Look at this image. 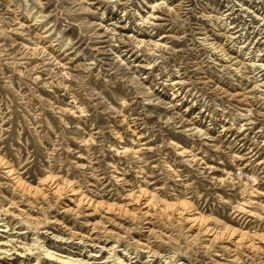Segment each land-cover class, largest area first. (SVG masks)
<instances>
[{"label": "rangeland", "instance_id": "obj_1", "mask_svg": "<svg viewBox=\"0 0 264 264\" xmlns=\"http://www.w3.org/2000/svg\"><path fill=\"white\" fill-rule=\"evenodd\" d=\"M0 250L264 264V0H0Z\"/></svg>", "mask_w": 264, "mask_h": 264}, {"label": "bare ground", "instance_id": "obj_2", "mask_svg": "<svg viewBox=\"0 0 264 264\" xmlns=\"http://www.w3.org/2000/svg\"><path fill=\"white\" fill-rule=\"evenodd\" d=\"M167 2V1H166ZM154 5H156V4H154ZM158 6V5H157ZM160 6V5H159ZM154 8V7H153ZM151 17V16H150ZM149 20V19H148ZM60 191V190H59ZM72 192H74V191H72ZM88 201V200H87ZM137 201V200H136ZM82 202V201H81ZM80 202V203H81ZM79 203V204H80ZM87 203V202H86ZM148 203V202H147ZM84 204V203H83ZM90 204V203H89ZM15 248V247H14ZM2 249V248H1ZM1 251V250H0ZM8 252H10V251H6V253H8ZM21 252V251H20ZM103 252V251H102ZM5 252H0V255L1 254H4ZM21 254V253H20ZM47 256L49 257V258H53V260H56V261H58V262H60V263H62V264H86V263H81L80 261H74V260H63V258L61 259V258H57L56 256H53V254L52 253H50L49 251H47ZM56 257V258H55ZM2 260V259H1Z\"/></svg>", "mask_w": 264, "mask_h": 264}]
</instances>
